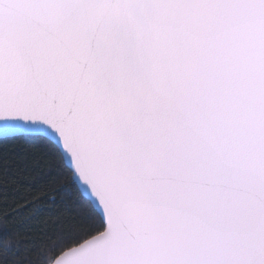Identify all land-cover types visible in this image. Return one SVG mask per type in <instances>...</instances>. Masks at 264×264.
I'll return each mask as SVG.
<instances>
[{"label":"snow or ice","instance_id":"6c2138e0","mask_svg":"<svg viewBox=\"0 0 264 264\" xmlns=\"http://www.w3.org/2000/svg\"><path fill=\"white\" fill-rule=\"evenodd\" d=\"M0 264H264V0H0Z\"/></svg>","mask_w":264,"mask_h":264}]
</instances>
